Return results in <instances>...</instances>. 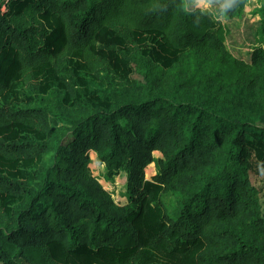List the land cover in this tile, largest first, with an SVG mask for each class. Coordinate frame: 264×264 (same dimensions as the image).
<instances>
[{
    "label": "trees",
    "instance_id": "obj_1",
    "mask_svg": "<svg viewBox=\"0 0 264 264\" xmlns=\"http://www.w3.org/2000/svg\"><path fill=\"white\" fill-rule=\"evenodd\" d=\"M182 3L0 0V264H264V0L250 62Z\"/></svg>",
    "mask_w": 264,
    "mask_h": 264
},
{
    "label": "rangeland",
    "instance_id": "obj_2",
    "mask_svg": "<svg viewBox=\"0 0 264 264\" xmlns=\"http://www.w3.org/2000/svg\"><path fill=\"white\" fill-rule=\"evenodd\" d=\"M186 1L188 2V0H186ZM222 2H223V0H214L213 9L210 10V11L215 13V15H219L218 8H219V4L222 3ZM255 18L254 17H249V16L245 17L246 22H248L250 24H252V22L253 23L256 22L255 20H253ZM222 19H223L225 25L227 23H229V25H232L231 27H232L233 33L227 34V36L225 38L226 47L229 46V48L232 49L231 48L232 46L235 47L234 42L236 41V37H239V33H237V30H234V27L236 28V26H237V24L239 22H235V24H232L231 22L233 20L236 21V19L231 20V19L226 18L225 16H223ZM88 81H89V89L92 92L96 93L98 91H101L100 84H98L96 81L93 82L91 80V78H88ZM33 83L34 84H36V83L38 84L37 81H35V82L33 81ZM26 88H27V86L24 83L18 82V84L16 86L15 93H12L11 96H10V101L9 102H10L11 105H13V104L14 105H18V106L22 105V102L25 101L24 99H25L26 92H27ZM90 159H91L90 168L92 170L93 175H95L99 180H102L103 173L105 171L104 170V165L99 162V160L97 159V156H96V154L94 152L90 155ZM152 167L153 166L151 164V165L147 166L146 169H145V174L148 177L151 174V172H153V168ZM259 179L264 181V176L261 175V177H259ZM112 181H113V184H111V183H109V184H107V183L105 184L104 183V184H105V186L108 187V189H110L109 191L112 193L113 198L115 199V201L119 202L120 204L125 205L128 202V198H127L128 195H127V192L125 191V183H124L125 174H124V172L120 171L117 176L113 177Z\"/></svg>",
    "mask_w": 264,
    "mask_h": 264
},
{
    "label": "crops",
    "instance_id": "obj_3",
    "mask_svg": "<svg viewBox=\"0 0 264 264\" xmlns=\"http://www.w3.org/2000/svg\"><path fill=\"white\" fill-rule=\"evenodd\" d=\"M185 3L187 2L186 0H184ZM263 2V0H248L246 2V5L243 9L242 14L239 17H234L233 19H236V21H232V24H235V22H239L236 26V28L234 27V30H237V33H239V37H236V41L234 42L235 47H231L232 49L229 48V46L227 47V49L238 59L243 60L245 62H250V58H251V52L252 50L257 47V46H261L262 42H261V38L259 35V26H260V20H261V16L259 15V13H257L256 11L259 9L261 3ZM188 9H192L195 8V5L193 3V0H188ZM256 17L255 20L256 22L252 24L246 22L245 17ZM243 17V18H242ZM223 23V19H220ZM242 20V21H241ZM252 20V19H251ZM227 28H228V34L233 33L232 31V25H229V23L226 24ZM226 41V40H225ZM253 44V45H252ZM252 45V46H251ZM93 152H90V155ZM157 153V154H156ZM154 155L156 157L160 156V153L155 151ZM151 165V164H150ZM149 166V165H148ZM152 168H153V172H151V174L149 175V177L145 174V177L147 179H149L154 173H155V167L154 164H152ZM119 174V173H118ZM117 174V175H118ZM125 174V173H124ZM115 175V176H117ZM114 176V177H115ZM125 180H126V174H125ZM100 183L102 184V186L109 191L110 189H108L107 186H105V184H113V181H106L104 178H102V180H99ZM105 183V184H104ZM125 183V181H124Z\"/></svg>",
    "mask_w": 264,
    "mask_h": 264
},
{
    "label": "clouds",
    "instance_id": "obj_4",
    "mask_svg": "<svg viewBox=\"0 0 264 264\" xmlns=\"http://www.w3.org/2000/svg\"><path fill=\"white\" fill-rule=\"evenodd\" d=\"M193 3L195 7L199 8L201 10L202 14H209L213 15V18L215 19H222L223 16L226 14V12L232 8L234 0H223L222 3L219 4L218 13L219 15H215L212 10L214 0H193ZM188 3H182V10L187 11L188 10ZM261 174L264 175V169L260 170Z\"/></svg>",
    "mask_w": 264,
    "mask_h": 264
},
{
    "label": "built area",
    "instance_id": "obj_5",
    "mask_svg": "<svg viewBox=\"0 0 264 264\" xmlns=\"http://www.w3.org/2000/svg\"><path fill=\"white\" fill-rule=\"evenodd\" d=\"M0 9H1L2 11H4V10H5V5H2V6L0 7Z\"/></svg>",
    "mask_w": 264,
    "mask_h": 264
}]
</instances>
